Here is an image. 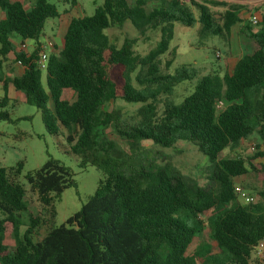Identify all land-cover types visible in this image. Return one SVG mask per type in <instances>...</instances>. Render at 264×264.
<instances>
[{"label":"trees","instance_id":"trees-1","mask_svg":"<svg viewBox=\"0 0 264 264\" xmlns=\"http://www.w3.org/2000/svg\"><path fill=\"white\" fill-rule=\"evenodd\" d=\"M146 4L147 0H103L92 15L72 17L63 46L48 56L46 89L38 64L44 51L40 37L46 21L60 16L59 9L49 0H33L30 8L24 0H0L5 15L0 19V68L10 52L24 68L19 76L0 77L4 89L9 82L23 92L28 103L39 107L46 131L63 136L65 151L77 156L82 167L91 164L104 174L79 211L57 227L50 219V227L35 240L46 222L43 215L54 217L55 202L76 186L73 172L49 156L25 176L42 206L35 212L17 180L23 162L0 166V264H196L198 252L187 250L206 222L225 256L215 264H252L255 247L264 240V209L238 201L235 179L256 166L241 156L220 154L254 133L264 145V15L257 30L246 24L255 45L230 72L200 77L181 103L165 100L160 114L149 98L161 91L171 94L175 85L196 73L185 66L175 74L161 73L160 58L170 49L174 25L199 23L201 35L228 36L241 22L240 9L232 5L218 18L207 4L195 0H166L150 11ZM126 22L141 33L159 28L156 47L138 55L133 40L120 47L113 44L105 30ZM14 35L23 42L34 41L32 51L18 50ZM117 99L142 104L136 120L129 122L120 109L106 108ZM2 119L11 121L6 112H0ZM107 128L114 129L134 155L146 141L162 147L189 141L209 158L212 183L200 186L165 167L133 164V157L106 135ZM24 214L28 220L22 232ZM7 230L13 234V248L5 243Z\"/></svg>","mask_w":264,"mask_h":264},{"label":"rangeland","instance_id":"rangeland-1","mask_svg":"<svg viewBox=\"0 0 264 264\" xmlns=\"http://www.w3.org/2000/svg\"><path fill=\"white\" fill-rule=\"evenodd\" d=\"M54 3L60 11V16L46 21L40 41L46 44L45 51L48 56L53 51H58L63 46L64 34L67 30L69 21L72 17L90 16L94 13L96 7L102 5L103 0H49ZM134 2L135 0H130ZM166 0H147L146 9L152 10L159 7ZM189 1V0H188ZM207 4L210 9L217 13V17L225 12L230 6H237L241 13V22H239L228 36L222 35H201L199 33L200 24L193 27L185 26L181 23L174 25V38L171 41L169 51L161 56V73L175 74L177 69L185 66L189 70H195V76L187 78L175 85L171 94L156 92L155 98H149L148 102H154L157 106L158 113H162L165 100L169 99L179 104L183 99L190 95L200 77L213 72L224 74L230 72L237 60L243 55L252 51L254 41L249 36V30L246 24H250L253 29L257 30L250 22V16L254 13H264V0H195ZM216 3H213V2ZM72 2H75L73 4ZM220 3V4H217ZM225 3V4H222ZM26 8H30L33 0H24ZM197 15L198 11L194 7ZM110 41L116 46H122L126 40H133V50L138 55H146L151 49L155 48L161 38V30L146 29L141 33L130 22L123 26L110 27L105 30ZM54 43L57 47H54ZM30 52L34 48V41L27 40ZM20 46V40L17 47ZM220 53V57L217 56ZM12 56L5 66V72L11 68L14 72L15 61ZM15 60V59H14ZM170 60L169 66L167 62ZM3 66V64H2ZM3 68V67H2ZM0 69L1 76L4 71ZM118 68L115 70L117 73ZM17 73H20L17 67ZM135 76V74L133 75ZM134 83L138 85L134 79ZM42 84L47 89L46 71L42 69ZM65 95V94H64ZM69 99L71 95H68ZM67 97V98H68ZM0 112H6L11 119L0 120V166L7 168L15 167L19 162H23V168L17 180L22 183L27 191V197L31 201V210L39 212L42 206L37 201V196L27 182L26 175L40 168L52 156L59 159L68 166L73 172V179L76 186L66 189L60 200L54 204L55 216L49 214L43 215V224L35 234V240L39 239L50 227V219H53L54 227L63 224L70 216L80 210L82 205L87 202L97 189L99 180L104 177L103 172L94 165L82 167L80 159L65 151V140L63 136L49 134L44 126L41 117V111L36 104H30L25 99V94L21 91L9 93L7 101L0 97ZM142 106L141 103H130L122 99H117L107 104L106 108L120 109L124 118L129 122L137 119V111ZM224 104H221L223 107ZM48 107L52 108V102H48ZM106 135L117 142V145L128 155L132 156L133 164L139 161L151 163L156 167H165L172 174H182L187 178L198 182L200 186L208 187L212 183L213 166L209 158L201 153L198 148L187 140H178L171 147H162L152 144L148 141L143 143L144 148L138 154H132L128 144L112 128L106 129ZM255 147L252 149V147ZM146 147V148H145ZM264 152V145L260 136L254 133L249 138L243 140L239 145L229 147L220 154L222 157H243L250 166L253 163L256 169H251L249 173L235 179V187H243L250 196L254 197V204L264 209V156L257 157L256 154ZM238 201L242 205L244 200L238 196ZM2 213L0 212V218ZM27 214L23 215V224L21 231L26 228ZM46 223V224H45ZM5 243L13 248L15 245L14 237L11 230L5 233ZM211 245V246H210ZM198 252L196 264H215V259L223 260L225 256L220 255V249L216 242L211 239V227L206 222L203 231L197 235L196 240L189 246L187 254ZM252 264H264L263 258L253 255Z\"/></svg>","mask_w":264,"mask_h":264},{"label":"built area","instance_id":"built-area-1","mask_svg":"<svg viewBox=\"0 0 264 264\" xmlns=\"http://www.w3.org/2000/svg\"><path fill=\"white\" fill-rule=\"evenodd\" d=\"M261 14L254 13L253 15L250 16V22L255 26L258 25L259 22L261 21L260 18ZM264 15V13H263ZM23 51H27V45L25 43H22L20 46ZM44 51L41 52L40 59L38 61V64L41 69L45 70L47 68V62H48V54L45 51L46 45H43ZM217 56L220 57V53H217ZM255 147L253 146L252 149ZM236 194L239 196L241 199L244 200L245 204H253L254 203V197L250 196L248 192L241 186H236ZM255 254L258 258H263L264 256V240H261L255 247Z\"/></svg>","mask_w":264,"mask_h":264},{"label":"crops","instance_id":"crops-1","mask_svg":"<svg viewBox=\"0 0 264 264\" xmlns=\"http://www.w3.org/2000/svg\"><path fill=\"white\" fill-rule=\"evenodd\" d=\"M5 17V15H4V12L0 9V19H3ZM239 17L241 18V13L239 14ZM64 39V38H63ZM20 40V46H21V44H22V42L23 41H21V39L17 36V35H14L13 36V38H12V41H13V43L15 44V46H16V48L19 50L21 47L19 46V47H17V43H18V41ZM23 43H25L26 45H27V40L26 41H24ZM46 45V44H45ZM27 49H28V45H27ZM12 56L14 57V59H15V54H14V52H10L8 55H7V60H9V59H11L12 58ZM5 59V60H6ZM12 60V61H15V60ZM240 59V58H239ZM238 61V60H237ZM9 62V61H8ZM8 62H3V66H1V68H2V70L4 71V74L1 76V71H0V77H1V79L3 78V79H6V78H11V77H13V76H19V75H21L23 72H24V68H23V66L21 65V63H19V62H16L15 61V63H14V65H15V68H14V72L12 71L11 72V68H8V72L6 73L5 72V65L8 63ZM17 67L19 68V70H20V73H17ZM0 68V69H1ZM14 91H17L14 87H13V85L11 84V83H7V89L5 90L4 89V86H3V82L2 81H0V97H1V99L3 100V98L6 96L7 98H8V95H9V93H13ZM4 101H7V100H4Z\"/></svg>","mask_w":264,"mask_h":264}]
</instances>
